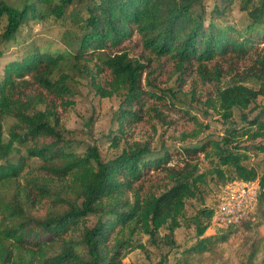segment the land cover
<instances>
[{"label": "trees", "instance_id": "obj_1", "mask_svg": "<svg viewBox=\"0 0 264 264\" xmlns=\"http://www.w3.org/2000/svg\"><path fill=\"white\" fill-rule=\"evenodd\" d=\"M211 4L0 0V59L33 25L57 26L63 46L23 43L0 63V264H125L147 250L139 236L160 252L159 264H264V168L249 165V152L264 146L243 143L264 139V0ZM234 12L241 21L229 19ZM76 75L100 99L119 102L104 137L113 157L98 142L83 148L63 126ZM174 78L181 93L192 83L194 96L196 80L208 89L204 104L224 125L220 138L159 150L153 136L139 139L137 127L152 118L169 127L164 111L207 127L164 87ZM255 180L259 196L239 225L207 235L217 199L198 211L194 242L180 249L175 233L188 201L204 204L211 183Z\"/></svg>", "mask_w": 264, "mask_h": 264}, {"label": "rangeland", "instance_id": "obj_2", "mask_svg": "<svg viewBox=\"0 0 264 264\" xmlns=\"http://www.w3.org/2000/svg\"><path fill=\"white\" fill-rule=\"evenodd\" d=\"M209 6L212 0H205ZM210 6V7H211ZM230 20L241 21V14L234 12L229 16ZM6 27V20H0V32H3ZM23 43H36L43 49H48L51 52L63 50V46L59 42V28L55 25H33L31 29L23 30L19 37L18 43H10L5 48V57L0 59V63L3 64L12 59L15 55L14 52L18 49V45ZM176 78L166 84L164 87L167 89H173L178 92L177 101L178 106L183 110L189 111L191 117H196L199 123L207 127L201 130L194 121L183 117L182 113L164 111L163 115H166V122L170 123L169 127H163L162 123L157 119L152 118V124H146L142 127H137L136 133L140 140L153 136L154 146L156 150H159L162 144H165L169 148H182L193 147L201 143L202 139L207 138H220L224 134V125L219 116L207 105L204 104L207 99V88H202L199 81H195L197 85L195 95L193 96L191 91L194 89V84L189 83L184 88L183 93L179 92L177 87ZM192 84V85H191ZM72 87L77 93L76 105L68 112L63 113V126L66 130L70 131V136L83 148L87 145H92L98 142L105 158L115 156L116 151L108 149V144L104 137L112 130L113 116L118 108L117 99H100L96 96L94 89L92 88L90 81L81 75H76ZM188 117V116H187ZM92 121L90 122V120ZM238 122L239 119L236 118ZM12 123V120H6L5 129ZM151 125L157 127L158 132L153 135ZM246 141V140H243ZM262 143L258 140L256 142L246 141L244 145H248L252 149L253 144ZM249 165L262 171L264 168V153L256 154V151L252 149L250 152ZM221 185H215L211 183L209 187L205 188V203L202 204L199 200H190L187 202L185 216L182 220V226L175 233V240L180 249L192 244L196 237V224L195 217L198 211L203 208H213L217 203L219 197ZM231 229V228H229ZM225 230L217 228H210L207 235H214L215 233H221ZM262 234L264 229L262 228ZM165 230L162 232L164 235ZM141 243L146 245L147 250H136L130 254L124 261L125 264H159L161 261V254L158 250L149 245L147 242V236H139L138 239ZM159 249H162L163 253L167 251L164 246L159 244Z\"/></svg>", "mask_w": 264, "mask_h": 264}, {"label": "built area", "instance_id": "obj_3", "mask_svg": "<svg viewBox=\"0 0 264 264\" xmlns=\"http://www.w3.org/2000/svg\"><path fill=\"white\" fill-rule=\"evenodd\" d=\"M260 189L258 180L233 182L221 187L212 227L229 229L239 225L257 201Z\"/></svg>", "mask_w": 264, "mask_h": 264}]
</instances>
